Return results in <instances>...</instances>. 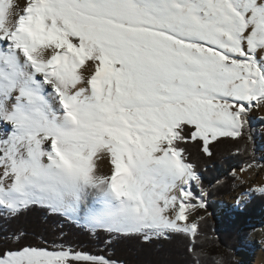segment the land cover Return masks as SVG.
Masks as SVG:
<instances>
[{
	"label": "snow or ice",
	"instance_id": "snow-or-ice-1",
	"mask_svg": "<svg viewBox=\"0 0 264 264\" xmlns=\"http://www.w3.org/2000/svg\"><path fill=\"white\" fill-rule=\"evenodd\" d=\"M259 112L264 0H0V264H122L121 239L229 264L208 250L212 191L192 148L212 160L231 143L247 185L264 170ZM254 194L264 184L237 207ZM37 208L107 234L104 248L30 232Z\"/></svg>",
	"mask_w": 264,
	"mask_h": 264
},
{
	"label": "trees",
	"instance_id": "trees-1",
	"mask_svg": "<svg viewBox=\"0 0 264 264\" xmlns=\"http://www.w3.org/2000/svg\"><path fill=\"white\" fill-rule=\"evenodd\" d=\"M254 126L257 130L256 142L259 140V147L264 148V135L260 134L264 124L256 120ZM192 153V158L202 165L205 187L212 191L208 209L218 214L221 210V201L212 200L227 196L237 187L231 176L222 177V173L232 167L239 168L249 160V156L236 155L231 143L221 144L217 149L216 158L212 160L203 156L195 147L192 148ZM218 180L220 183H217ZM263 216L264 197L259 194L247 199L242 210L234 209L222 215L218 225L207 216V224L204 225L202 222V225L204 233L210 238L206 241L208 250L216 255H226L229 264H240L235 260V253L243 247L245 239L255 227V222ZM21 223L30 232L46 237L49 242L59 241L62 236L65 241L85 252L96 253L103 249L104 244L101 241L107 239V234L93 237L79 225L66 221V218L50 217L39 208L28 213ZM110 254L122 264H184L182 244L179 241L144 245L134 239H121L112 243Z\"/></svg>",
	"mask_w": 264,
	"mask_h": 264
},
{
	"label": "rangeland",
	"instance_id": "rangeland-1",
	"mask_svg": "<svg viewBox=\"0 0 264 264\" xmlns=\"http://www.w3.org/2000/svg\"><path fill=\"white\" fill-rule=\"evenodd\" d=\"M256 115L257 116H264V112L256 113ZM258 141L259 140H257V142H256V146H257V149H259V150H258L256 155H257V157H260V155L262 153H264V148L259 147ZM260 162L264 163V161H260ZM232 168H229L228 170H226L224 173H222L223 175H221V176L222 177L230 176L229 173H230V170ZM235 168L239 169L238 167H235ZM259 171H260L259 174L256 175L257 177L255 176L256 178L254 176H251L249 183L247 185L240 187V186H238V181H235V185L237 186L236 189L231 191V193H229L227 196H224L220 199L212 200V201H221V210L217 214V213H214L212 210L208 209L207 211L212 214L211 216H208V217L210 219H212L218 225L220 218L226 212H230L234 209L236 211L242 210V208L246 202L243 203V206L241 208H238L236 205V201L240 197V194L249 187H255V186H258L260 184H264V170H259ZM228 197H230L231 202L227 201ZM198 214L206 215V213H204L203 210H200V212ZM263 228H264V216L260 220L255 222V227L252 229V232L250 233V235L245 239L243 247H241L239 250L236 251L235 260L237 262H239L240 264H254L257 260L258 254H260L261 257L264 259V244L261 243L262 241L257 242L255 239V234L257 232L261 231ZM261 232H263V231H261ZM243 253L249 254V256H248L249 258H244L242 256Z\"/></svg>",
	"mask_w": 264,
	"mask_h": 264
},
{
	"label": "bare ground",
	"instance_id": "bare-ground-1",
	"mask_svg": "<svg viewBox=\"0 0 264 264\" xmlns=\"http://www.w3.org/2000/svg\"><path fill=\"white\" fill-rule=\"evenodd\" d=\"M103 171H104L105 173H107V172H108V168L105 167V168L103 169ZM259 172H260V171L257 170V172L254 173L252 176L255 177L257 174H259ZM256 177H257V176H256ZM256 177H255V178H256ZM238 194H239V193H238ZM227 201L231 202V201H230V197L227 198ZM261 231H263V232H261ZM261 231H259V232H257V233L255 234V239H256L257 242H261V241L264 240V228H263ZM242 256H243L244 258H249V257H248L249 254H245V253H243ZM244 258H243V259H244ZM254 264H264V259L261 257L260 254H258V256H257V260H256V262H255Z\"/></svg>",
	"mask_w": 264,
	"mask_h": 264
}]
</instances>
